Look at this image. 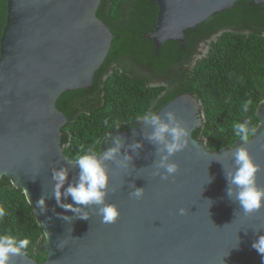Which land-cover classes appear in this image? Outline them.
Wrapping results in <instances>:
<instances>
[{
    "label": "water",
    "instance_id": "obj_1",
    "mask_svg": "<svg viewBox=\"0 0 264 264\" xmlns=\"http://www.w3.org/2000/svg\"><path fill=\"white\" fill-rule=\"evenodd\" d=\"M156 1L158 19L147 37L159 49L169 40L184 44L186 30L238 0ZM251 1L264 7V0ZM101 3L8 0L0 45V180L6 176L23 189L44 230L48 253L38 263L22 250L11 264H264L252 247L264 234V207L245 215L227 196V173L236 167L234 152L241 144L260 165L257 183L264 187V102L248 142L210 151L193 136L203 126L204 105L183 93L156 113L165 118L174 110L190 130L188 146L170 158L179 164L175 174L166 180L152 174L162 146L148 139L153 127L142 119L128 131L108 134L98 154L119 138L120 151L105 161L109 187H116L106 202L120 211L114 223H103L95 205L82 208L89 214L85 220L57 203L54 170L68 169L64 188L78 180L80 171L62 148L68 117L57 101L64 92L90 89L111 50L114 34L97 14ZM136 142L142 146L131 148ZM125 154L132 157L128 169L118 163ZM133 185L145 188L142 198L129 195ZM42 196L44 211L36 206ZM62 200L73 203L71 196Z\"/></svg>",
    "mask_w": 264,
    "mask_h": 264
},
{
    "label": "trees",
    "instance_id": "obj_2",
    "mask_svg": "<svg viewBox=\"0 0 264 264\" xmlns=\"http://www.w3.org/2000/svg\"><path fill=\"white\" fill-rule=\"evenodd\" d=\"M7 8L8 0H0V45ZM158 11L156 0H102L97 14L114 34L106 63L140 59L154 76H163L173 68L178 72L165 89L153 85L152 78H133L128 67L104 81L98 70L93 89L64 92L57 107L68 117L62 128V148L70 160L94 145L99 154L108 134L136 127L145 111L157 113L183 93L196 96L204 105L203 126L193 136L210 151L226 150L241 141L233 131L236 123L247 120L257 129V109L264 102V7L251 0H238L232 8L199 24L198 30L186 31L184 46L166 41L160 48L163 60L156 62L152 58L157 47L146 34L154 30ZM214 36L208 53L193 64L200 44ZM163 89L167 94L159 98ZM246 101L251 103L244 112ZM115 124L120 125L118 130L112 127ZM0 211L4 213L0 216V234L27 238L30 244L25 251L38 263L45 262L44 230L23 189L6 176L0 180Z\"/></svg>",
    "mask_w": 264,
    "mask_h": 264
},
{
    "label": "clouds",
    "instance_id": "obj_3",
    "mask_svg": "<svg viewBox=\"0 0 264 264\" xmlns=\"http://www.w3.org/2000/svg\"><path fill=\"white\" fill-rule=\"evenodd\" d=\"M251 101H246L243 105V111L249 110ZM165 118L157 115L155 111H145L143 119L150 123L153 127L152 133L148 139L162 147L158 148L159 159L155 162L153 175L160 176L161 179H168L169 176L175 174L179 169V164L170 158L177 152L185 149L189 143L190 130L187 125L178 118L174 110H168L164 114ZM139 118V117H138ZM107 124V121H105ZM117 130L119 124L114 126ZM234 133L243 142H248L250 136L255 129L250 126V122L245 120L233 125ZM99 144V141L96 142ZM142 146L141 142H136L130 147L138 149ZM121 142L117 138L113 147L98 155L100 149L94 146L82 150L81 154H77L73 162L79 166V178L76 182L64 185L67 181L69 172L65 167L54 170L53 179L56 181L54 186V195L57 203L65 210H71L80 219H88L89 214L82 211L83 207L95 205L98 208L97 214L102 217L103 223H114L120 215L119 207L115 203H107L106 197L109 191H116V187H109V172L105 161L114 159L120 151ZM131 155L125 154L121 161H118L124 169L131 167ZM235 169L227 173L229 187L227 196L238 203L245 215H250L264 207V187L257 183V174L260 165L254 160L250 151L241 144L235 148L234 152ZM63 189V191H62ZM145 193L144 187L132 186L129 193L135 198H142ZM63 197L71 196L73 203H65ZM36 206L45 210V198L42 196ZM181 215L185 214V209H179ZM4 213L0 211V216ZM65 220L71 217L63 216ZM30 241L27 238L17 239L10 234H0V264H11L13 256L21 254L22 250L29 247ZM62 247V243L58 245ZM252 247L259 254L264 256V234L253 241Z\"/></svg>",
    "mask_w": 264,
    "mask_h": 264
},
{
    "label": "flooded vegetation",
    "instance_id": "obj_4",
    "mask_svg": "<svg viewBox=\"0 0 264 264\" xmlns=\"http://www.w3.org/2000/svg\"><path fill=\"white\" fill-rule=\"evenodd\" d=\"M157 7H158V4H157ZM158 13H159V11H158ZM194 29L198 30V25L196 28H193L191 30H194ZM191 30H186V31H191ZM153 31H151V32H153ZM147 34H146V37H147ZM216 36H214V37L210 38L209 40H207L206 42H202L200 44V47H199L197 53L195 55H193V57H192L193 64H195L201 57L205 56L208 53V51L210 50L211 43L216 38ZM148 39H150V38H148ZM150 40L152 42H154L152 39H150ZM186 42H187V40L185 37V43L184 44L181 43V44L184 46L186 44ZM154 44H155V42H154ZM160 48L156 49L157 54L155 55V57L152 58L153 61L159 62V61L163 60L162 53L160 52ZM133 57L137 58L136 55H133ZM124 67H128L130 69L128 71V74L131 75L133 78H138L142 81H146V80L148 81L149 78H152V84L153 85L158 86V87H165V89H168V87H169L168 81L173 79L176 76V73L178 72L177 69L173 68L170 72H168L167 74H165L163 76H154L153 75L154 73L150 70V68L146 64H144L140 59L134 60V62H133V59L130 58V59H127V62L125 64H120L119 62H112V63L104 62V64L99 69L100 72L102 73V80L104 81V80L108 79L111 74L115 73V71L123 72ZM100 86L104 87V84H101ZM91 89H93V86L91 87ZM165 89L162 90V95H160L159 98H161L162 96L167 94V91Z\"/></svg>",
    "mask_w": 264,
    "mask_h": 264
}]
</instances>
